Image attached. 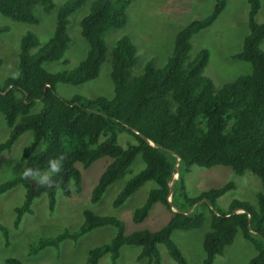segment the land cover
Wrapping results in <instances>:
<instances>
[{"label": "trees", "instance_id": "obj_1", "mask_svg": "<svg viewBox=\"0 0 264 264\" xmlns=\"http://www.w3.org/2000/svg\"><path fill=\"white\" fill-rule=\"evenodd\" d=\"M85 1L65 0L59 5L51 35L42 45L38 46L36 36L29 31L19 38L16 75L0 85V115L8 128L7 136L0 142V153L8 151L25 131L31 133V139L21 151L19 171L0 183V194L15 185L23 188L22 202L13 209L16 227L21 216L31 211L34 198L44 194L51 211L57 190L64 196H69L71 190H80L79 168L107 157L89 201L97 202L108 185L129 174L112 206L121 205L146 181H152L154 186L133 209L131 219L141 222L154 203L168 211V218L157 230L125 234L123 222L117 217L84 209L82 223L76 230L39 238L29 244L28 253L57 248L64 239L75 241L94 228L111 225L114 235L87 251V264H96L104 254H108L109 264H117L122 245L137 246L135 258L144 260L143 264H160L158 244L164 246L176 264H185L171 234L174 230L199 227L204 220L202 208H206L210 214L209 230L202 238L203 257L199 264H212L215 256L231 244L237 231L255 250L245 264H264V195H256V208L232 200L226 210H218L214 208L215 200L233 187L231 182L189 196L182 175L190 165H224L235 174L253 173L264 188V52L259 48L264 38V20L254 19L259 1L247 0V34L239 51L231 55L250 64L246 74L215 87L203 74L207 50L188 55L192 34L210 25L224 8L225 0H214L207 15L190 20L175 33L171 52L162 67H155L153 60L148 59L140 73L132 74L137 53L131 40L123 35L108 52L112 96L62 98L55 85H76L95 78L107 54L104 34L122 28L128 19L126 8L130 0H91L78 23L79 34L88 46L84 57L71 69L46 71L42 67L44 61L62 58L69 43L68 16ZM35 5L43 12L54 6L53 0H0V14L16 22L36 23ZM6 30L7 26H0V33ZM36 102L40 108L30 113ZM119 133L131 135L134 142L120 146ZM61 154L66 157L62 171L53 177L58 187L47 188L23 177L24 169L44 171L49 160ZM137 154L143 167L130 174L129 166ZM0 232L6 241L7 230L1 224ZM5 263L24 264L13 257L6 258Z\"/></svg>", "mask_w": 264, "mask_h": 264}, {"label": "rangeland", "instance_id": "obj_2", "mask_svg": "<svg viewBox=\"0 0 264 264\" xmlns=\"http://www.w3.org/2000/svg\"><path fill=\"white\" fill-rule=\"evenodd\" d=\"M65 0H53V8L43 12L38 5L33 8L37 17L36 23L16 22L0 14V26H7L5 32L0 33V85L8 77L16 75L17 45L19 38L27 31L33 33L38 46L47 41L53 30L55 14L60 4ZM259 1V8L255 14V21L264 20V0ZM214 0H130L126 8L127 22L122 28H113L104 34L106 58L100 64L95 78L81 84L71 85L57 83L55 91L62 98L81 95L87 98L102 96L110 98L113 85L109 77L108 52L117 38L127 36L135 46L137 60L132 67V74L142 70L144 62L152 59L155 67H162L169 56L175 33L192 19H200L207 15ZM91 0H86L68 16L67 33L69 43L63 56L59 60L44 61L42 67L49 72L71 69L84 57L87 43L79 34V20L88 11ZM247 0H225L222 11L208 26L198 29L190 38L188 55L194 56L200 49L208 52V61L203 74L209 77L215 87L229 82L236 77L250 71V64L246 61L232 58L231 55L239 51L242 40L247 34ZM264 52V38L259 44ZM32 48L30 52H34ZM40 103L36 102L29 110L37 111ZM8 128L0 115V142L7 136ZM31 133L23 132L12 144L8 151L0 153V183L16 174L21 166L20 154L23 147L30 141ZM131 135L117 134V143L124 147L133 143ZM39 148V147H38ZM107 157H101L86 168H79L81 174L80 190H71L69 196H64L60 190L55 193L53 209L48 211L44 194L34 198L31 211L24 213L19 224L14 227V207L23 199L21 185L6 190L0 194V224L7 230L6 241L0 232V264L9 257L17 258L24 264H87V251L99 244L107 242L115 233V228L105 225L94 228L77 240H62L57 248L45 247L37 253H28L30 243L42 237H50L62 230L74 231L82 223V211L90 210L98 215H112L123 222L124 233L135 230H157L168 218V211L159 203H154L146 218L141 222H133L132 211L145 199L147 191L154 186L152 181H146L133 194L128 196L121 205L113 207L111 202L121 188L124 178L114 181L95 203L89 201L90 192L99 174L108 162ZM143 167V162L137 154L130 164V174L136 173ZM183 183L189 196L211 188L219 187L231 182L233 187L216 198L214 208L226 210L232 200H240L256 208V195H264V188L259 179L251 172L235 174L228 166L214 165L200 167L190 165L183 171ZM175 176V175H174ZM196 204V203H195ZM204 220L202 224L190 230H174L171 234L173 241L181 251L185 264H199L203 257L202 238L209 230L210 214L202 208ZM160 264H176L164 246L158 244ZM139 248L134 245H122L119 250L117 264H143L144 260H136ZM255 250L244 240L241 233L234 234L230 245L226 246L221 255L215 256L212 264H245ZM96 264H109L108 254L102 255Z\"/></svg>", "mask_w": 264, "mask_h": 264}, {"label": "clouds", "instance_id": "obj_3", "mask_svg": "<svg viewBox=\"0 0 264 264\" xmlns=\"http://www.w3.org/2000/svg\"><path fill=\"white\" fill-rule=\"evenodd\" d=\"M66 157L61 154L55 159H51L48 162V167L46 170L41 171L39 169L33 170L31 168H26L23 171L24 178H31L38 185L47 188L58 187L57 182L53 179L54 176L58 175L63 168V162Z\"/></svg>", "mask_w": 264, "mask_h": 264}, {"label": "water", "instance_id": "obj_4", "mask_svg": "<svg viewBox=\"0 0 264 264\" xmlns=\"http://www.w3.org/2000/svg\"><path fill=\"white\" fill-rule=\"evenodd\" d=\"M174 178L176 179L177 178V174L174 176ZM172 182H170L169 186H171ZM199 201L196 202V204L198 203Z\"/></svg>", "mask_w": 264, "mask_h": 264}]
</instances>
